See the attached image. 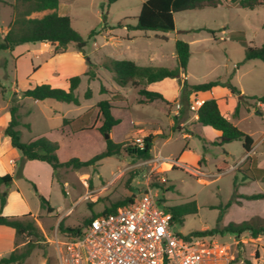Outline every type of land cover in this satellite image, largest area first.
Returning <instances> with one entry per match:
<instances>
[{
  "label": "rangeland",
  "instance_id": "rangeland-1",
  "mask_svg": "<svg viewBox=\"0 0 264 264\" xmlns=\"http://www.w3.org/2000/svg\"><path fill=\"white\" fill-rule=\"evenodd\" d=\"M3 1L8 4L15 2ZM144 1L119 0L108 4L107 0H60L58 12L70 18L72 27L84 39L90 32H96L88 41L84 53L87 66V59L97 65V79L89 81L87 76L78 74L80 69L73 62L65 65V74L77 73L75 76H81V83L75 91L81 102L79 106L55 100L35 105L31 99H26L23 105L21 100L24 98L18 90L29 89L28 84L39 79L31 81L29 78L32 70L28 58L16 63L8 52H0V123L3 121L2 114L9 110L12 103L20 104L21 122L31 126L30 130L23 125L19 127L22 142L43 135L58 143L57 155L61 162L73 158L87 161L106 148L105 136L94 128L96 104L110 100L114 107L111 113L119 120V124L110 132V138L121 144L118 154L90 166L59 168L53 172V179L43 166L31 163L25 168L27 177L15 176L10 189L3 191L8 198L9 208L8 214L4 215L0 206V214H29L28 219L41 232L25 264H58L57 247L53 241L56 236L60 241L64 240L66 234L60 229L61 226L82 228L93 214L127 198L140 197L147 189L157 194L159 205L164 208L196 201L198 214L186 216L183 225H175L174 229L183 236L219 230L234 222L240 224L244 222L237 216L240 212L251 225H264V199L249 201L242 197L249 193H264L261 175L255 182L243 178L249 168H254V161L248 158L240 163L244 154L242 143L234 141L223 146L210 144L205 152L200 136H183L194 125L188 108L189 95L183 96L184 83L198 85L220 79L222 82L230 81L246 96L263 94L264 63L259 60L245 61V48L235 40L244 39L249 47L262 45L264 4L255 10H247L222 0L217 8L176 14L174 31L145 33L128 29V26L136 24ZM10 13L7 8L0 11L1 36L6 32L3 26H6ZM203 27L214 30L215 34L195 31ZM177 40L187 42L191 51L186 73H181L177 79L139 87H119L113 81V74L100 66L109 58L134 61L141 67L173 69L178 66L175 51ZM40 49H43L41 43L30 45L32 58ZM75 50V47H69V52ZM33 60L35 63L41 61ZM101 87L104 93L100 92ZM88 88L92 90V97L86 100L84 94ZM140 89L162 92L167 100L149 102L139 93ZM178 91L179 95H176ZM217 99L223 102L225 97L218 96ZM177 102L181 104V110L175 116ZM241 106L252 107L253 101L246 100ZM64 118H68L67 127H63ZM66 129H69L68 136L62 134V130ZM239 129L252 133L260 141L264 137V116L245 113ZM206 132V136H211ZM148 136L151 137L152 146L146 157H139L134 152L135 140L140 138L144 141ZM4 140L8 139L2 134L0 150L2 159L7 162L12 154L9 143L7 146ZM263 151L264 146H258V157L264 166ZM227 153L230 155L227 156ZM203 155L207 161L197 164ZM223 160L230 164L231 170H227L229 164L223 163ZM199 172L210 176H202ZM201 179L206 182H201ZM40 196L54 208L52 213L42 208ZM228 202L230 206L235 204L229 208L226 207ZM221 212L223 223L222 219L218 222ZM255 213H258V218ZM205 237L206 242L211 241L220 247L211 254L208 264H245V259L253 264H264V236L251 238L248 232H244L237 238L229 233L214 232ZM29 240L36 238H17L12 229L0 227V259L11 253L14 242L22 247ZM256 253L259 259H255Z\"/></svg>",
  "mask_w": 264,
  "mask_h": 264
},
{
  "label": "trees",
  "instance_id": "trees-1",
  "mask_svg": "<svg viewBox=\"0 0 264 264\" xmlns=\"http://www.w3.org/2000/svg\"><path fill=\"white\" fill-rule=\"evenodd\" d=\"M119 0H107L108 4L115 3ZM234 4L237 8L255 10L264 4V0H226ZM60 0H15L14 3L8 4L0 0V8L3 5H9L12 9L11 20L8 24L7 30L3 36L0 35V52H13L17 46L23 44H36L48 43L53 48V54L59 55L68 51L70 46L84 55L85 47L88 41L96 34L95 31L89 33L87 39H84L71 25V20L68 16L59 15L57 12ZM222 3V0H146L142 3L140 13L136 18L134 26H128L130 30H138L142 32H161L166 33L174 31L176 28L175 15L186 11L203 10L208 8H217ZM47 10L53 11L52 13L45 14L44 16L32 17L34 13H40ZM121 27V25L119 24ZM264 29V26H263ZM1 30V22H0ZM206 31L212 35L215 34L214 30L205 27L195 30ZM245 48V61L259 60L264 63V41L259 47H249L244 39L235 40ZM176 58L178 66L169 68H155V67H141L133 61L129 60H112L107 58L101 63V67L113 74V81L119 87H139L142 84H153L166 79H177L180 74L186 73V68L191 55L190 45L187 42L177 40L175 42ZM88 70L85 76L89 81L97 79L95 73L97 65L93 64L87 59ZM69 89L64 90L61 88H54L49 84L36 85L32 89L21 91V97L31 98L35 101L43 102L46 100H55L62 103L80 105V100L75 91L81 83V76H73L69 79ZM2 86L0 85V88ZM215 87L226 88L232 95L238 97V105L233 113L237 116L239 108L246 100L253 101V108L259 111V106H264V92L260 96H246L231 84L230 81L222 82L220 79L210 81L204 84L188 85L184 83L183 96L189 95L192 92H207ZM101 93H104V88L101 87ZM139 93L149 102L155 100H164L162 94L156 91L147 89H140ZM92 90L88 88L84 94V98L91 99ZM99 111V117L102 120V125L98 131L105 136L110 134L113 127L119 124V120L114 118L111 109L113 106L110 100H102L96 104ZM21 105L12 103L9 107L10 121L4 129V135L9 138L11 146L19 151L21 161L16 166V173L5 174L0 176V188H10L15 176L21 177V171L26 161H40L47 163L54 171L63 167L80 168L90 166L94 162L102 160L106 157L118 154L121 149V144L115 143L111 138L107 139L105 150L92 157L87 161H80L73 158L67 162H61L58 158L57 151L59 145L57 142L51 141L45 136L38 137L30 142L21 141V131L19 127L22 125V113L20 112ZM197 122L202 126H209L221 134L217 137L212 145L223 146L227 143L240 141L243 150L249 153L254 146V140L251 136L240 130L229 119L224 117L219 109L216 99L206 100L198 111ZM64 123H68L64 119ZM25 127L30 130V125L26 124ZM145 145L148 146L147 153L139 157H146L151 146V137L148 136L145 140ZM254 168H249L246 174L243 175L244 180H259L258 175L264 181V169L257 168L256 160L253 157ZM247 158V159H248ZM203 158L199 161L201 163ZM249 174V175H248ZM34 186V185H33ZM37 191L36 186H34ZM243 198L249 201L264 199V193H257L252 195H243ZM41 206L47 213H52L54 208L50 206L49 202L40 196ZM133 197L127 198L126 201L119 202L112 207L105 208L103 211L93 214V216L86 220L84 226L76 228H63L61 230L66 235L80 234L83 228L90 222V220L101 214H108L114 212L117 208L127 206L133 202ZM6 204V195L0 190V206L4 207ZM230 206V202L226 207ZM166 210L171 213L173 222L176 225H183L184 219L189 215L198 214V205L196 201H190L180 205L167 206ZM29 214L22 216H4L0 214V226L10 228L14 231L15 237H35L36 240H29L22 247H18L17 242H14V247L11 253L0 259V264H25L31 252L36 246L38 238L41 237V232L35 223L29 220ZM222 219V212L218 218V222ZM61 225V223H60ZM217 232L218 234H232L239 238L244 232H248L251 238H258L264 236V225L257 227L251 225L249 221H244L240 224L230 223L222 229L206 230L204 232L191 233L193 236L205 237ZM255 259H259V254L256 253ZM245 264H253L251 260L245 259Z\"/></svg>",
  "mask_w": 264,
  "mask_h": 264
},
{
  "label": "built area",
  "instance_id": "built-area-1",
  "mask_svg": "<svg viewBox=\"0 0 264 264\" xmlns=\"http://www.w3.org/2000/svg\"><path fill=\"white\" fill-rule=\"evenodd\" d=\"M188 98L189 111L198 119L206 100L200 92ZM180 110L177 102L176 114ZM144 146L142 139L135 140V149ZM159 204L157 194L147 189L127 206L93 217L80 234L65 235L63 241L56 236L58 264H208L220 247L206 237L178 233L171 213Z\"/></svg>",
  "mask_w": 264,
  "mask_h": 264
},
{
  "label": "crops",
  "instance_id": "crops-1",
  "mask_svg": "<svg viewBox=\"0 0 264 264\" xmlns=\"http://www.w3.org/2000/svg\"><path fill=\"white\" fill-rule=\"evenodd\" d=\"M59 4H60V2H59ZM4 8L10 9V11H11L10 16H9L10 18H9L6 26H3L4 30H7L8 24H9V22L11 20L12 9H11V7L9 5H3V6H1L0 11L2 9H4ZM58 8H59V6H58ZM52 12L53 11H51V10H47V11L40 12V13H34L32 15V17L40 18V17L44 16L45 14L52 13ZM57 12H58V9H57ZM39 14H40V16H37ZM58 14L60 15L59 12H58ZM1 24H2V22H1ZM36 44H23V45L17 46L14 49L13 52H8V56L10 58L16 60V63L19 62L21 59H25V58L29 59V61L31 63V70H32V73L29 76V78L31 79V81H34V79H39L37 82L32 83L33 85L31 83H29L28 84V88L29 89L34 88L36 85L49 84V85H51L54 88H61V89H64V90H68L69 86H70L69 79L71 77L75 76V74H77V73L65 74V71H66L65 70V65L67 63H70V62L71 63L73 62L75 64V66L78 67V69H80L78 74H80L81 76H85L84 74L88 70V66L86 65V59L84 58V56L80 52H78L76 50L72 51V52H69V49H68V51L63 53V54L54 55L53 54V48L51 47L50 44L41 43L43 49H40L39 51H37V54L35 55V57H33L35 59H40L41 61L39 63H35L33 58H32V51L30 50V45H36ZM160 82H162V81H160ZM153 84H155V83H153ZM24 90H27V89H24ZM24 90H18V91H24ZM159 93L162 94V96L164 97V100H167L166 96L162 92H159ZM176 95H179V91L176 93ZM200 95H201L202 98H204V100L216 99L221 114L224 117H226L227 119H229L238 128H239L240 122L243 120V116H244L245 113L249 114V115H251L252 113H255V114L259 113L260 115L264 116V106H260V105H257V106H259V111L258 110L256 111L253 108V106L252 107H250V106H244V107L240 106L238 115L234 116L233 113L235 111V108L238 105V97L235 96V95H232L230 93V91L228 89H226V88L215 87L211 91L200 92ZM218 96L225 97L224 101L221 102L219 99H217ZM26 99H31V98L22 99L21 103H23V105L25 104V100ZM31 100H32L33 104H35V105H38L40 103L39 101H35L33 99H31ZM219 103H221V104H219ZM80 104H81V102H80ZM83 114L79 115L78 117L82 116ZM178 114H180V112ZM178 114H176V112L174 113L175 116L178 115ZM2 115H3V121L0 123V136H2V134H4V129L6 128L8 122L10 121V114H9L8 110H7V112H4ZM191 115H192V121H194V125L192 126L193 128H192L191 131H189L187 133H183V136L184 137H189V135H191V134H197L198 136H200V139L204 143V149H205V152H206L207 150H209V147H210L209 145L211 144V142H213L217 137H219L221 133L219 131L214 130L213 128H211L209 126H202L201 124H199L197 122V118H195L194 114L191 113ZM78 117H76V118H78ZM64 119L68 120V118H64ZM65 124L66 123H64V120H63V127H67V125H65ZM22 125L25 127L26 124L22 123ZM101 125H102V120L99 117V111L97 109L96 119H95V123H94V128L97 130V132H98V128ZM30 128H31V126H30ZM68 130L67 129L66 130H62V134L64 136H68ZM205 131H207L206 133H210L211 136L210 135L206 136L205 135ZM246 134H248L249 136L252 137V139L254 140V146H253V149L249 153H246L243 150L244 154H243L242 158L240 159V163H243L244 160L247 159L248 157H253L254 160H256L257 168L264 169L263 163L261 162L260 158L258 157V146H264V137L261 138L260 141H258V139L254 138V135H252V133L251 134L250 133H246ZM41 136H43V135H39V136L35 137L34 139H36L38 137H41ZM7 139L8 140H4V143L7 146H8V143H9L10 147L8 146V148H9V151L11 152V154H12V157H10L7 162H5L2 159L3 154H2V151L0 150V176H3L5 174H13V175H15L16 166L21 161V155L18 154L17 150H15L11 146L10 140H9L8 137H7ZM34 139H32V140H34ZM28 142H30V141H28ZM261 154H262V158H263L264 151ZM226 155L229 156L230 154L227 153ZM202 158H203V160H206V157L203 155V156L200 157L199 161ZM199 161H198L197 164H199ZM222 162L225 163V164L226 163L229 164L226 160H223ZM31 163L43 166L46 169L47 173L50 175V178L53 179V170H52V168L47 163L40 162V161H35V160L26 161L24 163L22 171H21V177H27L25 168ZM231 168L232 167L229 164L227 170H231ZM2 169H5V170L1 171ZM199 173L202 176H205V177L210 176V175H208V174H206L204 172H199ZM200 181L201 182H206L205 179H201ZM245 181H248V180H245ZM245 181L243 180L242 183L245 184L244 183ZM249 181L250 182H255V181H258V180H249ZM13 183H14V181H13ZM9 189L10 188L5 189L4 187L0 188L1 191H6V190H9ZM244 195H252V194L249 193V194H244ZM238 201L241 202V204H242V200H240V198L238 199ZM254 201H256V200H254ZM243 203L246 204L247 202L243 201ZM234 204H232V205L234 206ZM241 204H239V205H241ZM231 206L229 208L233 207V206L232 207ZM242 206H238V207H242ZM8 208H9V201H8V198H7L6 199V204H5V206L3 207V210H2V214H4V215L8 214L7 213V209ZM255 214L257 215V218H258V213H255ZM237 216L242 218L243 221H248L249 220V219L246 220V217H243L244 215L241 212ZM223 219H224V217H223ZM223 219H222V223H223ZM238 222L240 223V221H238ZM234 223L237 224V222H234ZM0 227H3V226H0Z\"/></svg>",
  "mask_w": 264,
  "mask_h": 264
},
{
  "label": "water",
  "instance_id": "water-1",
  "mask_svg": "<svg viewBox=\"0 0 264 264\" xmlns=\"http://www.w3.org/2000/svg\"><path fill=\"white\" fill-rule=\"evenodd\" d=\"M109 138H110V134H106V135H105V140H107V139H109ZM147 149H148V146L145 145L144 148H142V149H135L134 152H135L137 155L141 156V155L146 154Z\"/></svg>",
  "mask_w": 264,
  "mask_h": 264
}]
</instances>
